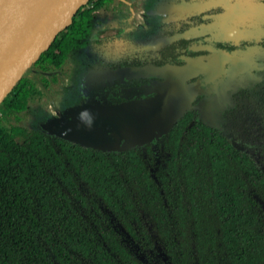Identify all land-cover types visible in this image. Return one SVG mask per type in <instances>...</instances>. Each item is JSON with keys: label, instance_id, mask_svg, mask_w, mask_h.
<instances>
[{"label": "trees", "instance_id": "trees-1", "mask_svg": "<svg viewBox=\"0 0 264 264\" xmlns=\"http://www.w3.org/2000/svg\"><path fill=\"white\" fill-rule=\"evenodd\" d=\"M114 1L82 5L35 63L61 69ZM23 82L3 101L17 118L36 97ZM154 145L105 152L0 123V264H264L260 164L188 114Z\"/></svg>", "mask_w": 264, "mask_h": 264}, {"label": "flooded vegetation", "instance_id": "flooded-vegetation-1", "mask_svg": "<svg viewBox=\"0 0 264 264\" xmlns=\"http://www.w3.org/2000/svg\"><path fill=\"white\" fill-rule=\"evenodd\" d=\"M127 1L133 4L135 15ZM127 1L118 0L122 8L117 7L112 18L95 20L87 45L61 69L34 63L25 71L20 79L24 81L22 89L36 97H29L22 111L27 120L17 125L53 137L65 125L72 127L63 116L62 121L56 120L61 109L72 121L75 115L76 122L77 113L71 106L82 103L83 93L96 98L94 103L100 104V109L149 97L153 95L150 90L162 80L112 79L105 71L166 63L184 65L195 58L213 65L188 80L199 87L184 115L228 136L264 169V0H152L140 5L146 15L143 23H137L139 6L134 0ZM160 35L172 39L153 50L147 42ZM88 82L100 85L90 86ZM6 105L5 118L10 115L9 103ZM30 117L34 122L28 121ZM48 125L59 126L50 131Z\"/></svg>", "mask_w": 264, "mask_h": 264}, {"label": "water", "instance_id": "water-1", "mask_svg": "<svg viewBox=\"0 0 264 264\" xmlns=\"http://www.w3.org/2000/svg\"><path fill=\"white\" fill-rule=\"evenodd\" d=\"M88 1L0 0V104L25 71L50 47L57 34L72 23L77 10ZM127 2L135 15L133 4ZM212 63L192 58L184 65L166 63L105 71L108 76L119 71L122 79L154 77L162 80L150 90L153 95L149 97L118 105H103L94 112L95 117L92 118L100 134H88V128L80 126L74 131L68 130L71 136L63 131L53 135L105 152L157 144L191 107L199 86L188 83V80L207 70ZM101 134L108 136L97 140Z\"/></svg>", "mask_w": 264, "mask_h": 264}, {"label": "rangeland", "instance_id": "rangeland-1", "mask_svg": "<svg viewBox=\"0 0 264 264\" xmlns=\"http://www.w3.org/2000/svg\"><path fill=\"white\" fill-rule=\"evenodd\" d=\"M134 1H135V4H137V6H139V8H137V16H138L137 23H143L146 20V15L144 14V10L141 8L140 5L142 4V2L148 3V2H150L152 0H134ZM156 1L157 0H155V3H156ZM112 6H116V7H121L122 8V6L119 4L118 0H115L112 3ZM164 15H166L165 12H164ZM164 15H160V16L164 17ZM163 21H164V19H163ZM171 39L172 38L170 36L160 35L159 37H156V38L151 39L150 41H148L147 44L150 45L151 48L154 47L153 50H156L160 46H162L163 44H165L166 41H169ZM58 77L56 78V81L57 82L59 81L58 80ZM121 77H123V76H122V73H120L119 71H117V73H115L114 76L112 75V79H121ZM59 85H60V83L58 82V86ZM88 85H90V86L98 85L99 86L100 83L88 82ZM64 87L66 88V86L63 85V88ZM52 95L54 96L53 93H52ZM95 99L96 98L91 97V95H88L87 93L86 94L83 93V98L81 99L82 100L81 101L82 103H78V104H76L74 106L73 105L71 106V108H74L75 107L74 110H75V113H77L76 122H75V115H74V121H72V119L68 115L67 111L66 110H63V109L60 110V114L57 115L56 120H59V122H60V120L62 119V116H63L66 119H69L70 120L71 125H72L73 128H78L80 126H83V127L88 128V131L90 132L88 134H91V135L100 134L99 132H97L98 131L97 130L98 127L95 125V123L93 121V118H92V117H95L94 112H96L97 110H99L98 109V106L100 105L97 102L94 103V100ZM84 101H87V102H84ZM6 103H7V101L2 102L0 104V109L2 108L4 110H6V108H7ZM62 108H64V107H62ZM55 112L58 113L59 111L58 110H55ZM85 113H87V116H85ZM24 116L25 115H22V113H21V119L22 120H18L17 115L15 114V112L12 111V109H10V115H8L7 118L3 117L2 119H0V123H3L4 125H7V126L17 125L19 123L20 124H24L25 123V120H27V118L24 119ZM89 118H90V121H91L90 123L88 122L89 121ZM80 120H82V122H79ZM28 121L34 122L31 117L28 119ZM55 126L58 127L59 125H54L52 127H55ZM52 127L50 125H48V129H50V131H51V128ZM62 131L64 133H66L67 135L69 134L71 136L70 132L68 133V129L64 130L63 127H62V129L60 130V132H62ZM53 133H55V132H53ZM107 136H108V134H104L102 136H97L96 138H97V140H101V139L103 140V139H106Z\"/></svg>", "mask_w": 264, "mask_h": 264}, {"label": "clouds", "instance_id": "clouds-1", "mask_svg": "<svg viewBox=\"0 0 264 264\" xmlns=\"http://www.w3.org/2000/svg\"><path fill=\"white\" fill-rule=\"evenodd\" d=\"M85 114H86V113H85ZM88 122H89V123L91 122V121H90V118H89V121H88Z\"/></svg>", "mask_w": 264, "mask_h": 264}, {"label": "built area", "instance_id": "built-area-1", "mask_svg": "<svg viewBox=\"0 0 264 264\" xmlns=\"http://www.w3.org/2000/svg\"><path fill=\"white\" fill-rule=\"evenodd\" d=\"M0 115H2V113H0Z\"/></svg>", "mask_w": 264, "mask_h": 264}]
</instances>
